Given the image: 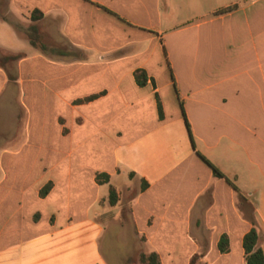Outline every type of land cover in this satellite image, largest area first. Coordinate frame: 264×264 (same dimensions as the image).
<instances>
[{
  "label": "crops",
  "instance_id": "1",
  "mask_svg": "<svg viewBox=\"0 0 264 264\" xmlns=\"http://www.w3.org/2000/svg\"><path fill=\"white\" fill-rule=\"evenodd\" d=\"M10 55L0 264L264 253V0H0Z\"/></svg>",
  "mask_w": 264,
  "mask_h": 264
},
{
  "label": "trees",
  "instance_id": "2",
  "mask_svg": "<svg viewBox=\"0 0 264 264\" xmlns=\"http://www.w3.org/2000/svg\"><path fill=\"white\" fill-rule=\"evenodd\" d=\"M30 41L35 45V41H34L33 37L30 38ZM18 58H19V56H17V55L6 56L0 61V63L13 62V61H16ZM89 99H91V98H89ZM187 128H188L190 138L193 142L191 131H190L188 124H187ZM213 169L217 175L221 176V174L218 172V170H216L215 168H213ZM97 180L99 183H108L109 177L106 175H100L97 177ZM146 186H147V184L143 182L141 189H144ZM47 191H48V187L43 190L42 194L45 195L47 193ZM117 200H118V198H117L115 189L111 188L110 198H109L110 205L114 206L117 203ZM251 221L254 224H256V222L253 218H251ZM219 247H220V250L222 252L227 251L225 239H222ZM244 250H245V256H246L247 264H264V253H263V250L258 246V233L256 230H252L249 234H247L245 236V238H244ZM140 260L142 262H147L149 264H160L159 259H158L156 254H152V255H148V256H141ZM197 260H198L197 256L193 257L190 264H196Z\"/></svg>",
  "mask_w": 264,
  "mask_h": 264
},
{
  "label": "rangeland",
  "instance_id": "3",
  "mask_svg": "<svg viewBox=\"0 0 264 264\" xmlns=\"http://www.w3.org/2000/svg\"><path fill=\"white\" fill-rule=\"evenodd\" d=\"M125 190H126L125 192H122V188H120V190H118V191L122 192V193L120 192V197H119L120 199H123V198L127 199L129 197V195L132 193L131 192L132 191V187L131 186L127 187ZM108 214H109L110 217H112L114 215V211H110ZM111 233L113 234L112 231H111ZM139 260H140V255H139L137 261H139ZM136 264H137V262H136Z\"/></svg>",
  "mask_w": 264,
  "mask_h": 264
},
{
  "label": "built area",
  "instance_id": "4",
  "mask_svg": "<svg viewBox=\"0 0 264 264\" xmlns=\"http://www.w3.org/2000/svg\"><path fill=\"white\" fill-rule=\"evenodd\" d=\"M245 1H248V0H245Z\"/></svg>",
  "mask_w": 264,
  "mask_h": 264
}]
</instances>
